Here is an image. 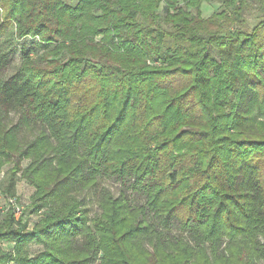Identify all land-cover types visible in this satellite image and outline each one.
<instances>
[{"label": "trees", "instance_id": "obj_1", "mask_svg": "<svg viewBox=\"0 0 264 264\" xmlns=\"http://www.w3.org/2000/svg\"><path fill=\"white\" fill-rule=\"evenodd\" d=\"M0 14L2 201L17 176L33 188L18 220L0 212V264H264V0ZM9 30L38 41L4 78Z\"/></svg>", "mask_w": 264, "mask_h": 264}, {"label": "rangeland", "instance_id": "obj_2", "mask_svg": "<svg viewBox=\"0 0 264 264\" xmlns=\"http://www.w3.org/2000/svg\"><path fill=\"white\" fill-rule=\"evenodd\" d=\"M219 5L217 3H211V4H203L202 6V17L207 18L209 17L213 12L217 10ZM249 20V25L253 26L256 24L257 20L253 18L252 16H248ZM0 22H1V14H0ZM37 39H31V38H25L22 40H15L14 39V32L12 30H9L2 38L1 44L4 52L8 55V65L7 68L3 72V77L8 78L12 76L21 61V56L22 53L26 50H30L32 48H35V44L37 43ZM26 165V162H23V166ZM8 166L5 167L0 174V183L2 182L3 178V173L7 170ZM18 181L16 183V193L14 198H7V201L9 203V200H14L17 198V206L20 209V214L19 215H14L15 220H18L21 217L22 210H26L27 205L29 204L30 198L33 194V188L29 186L24 180L20 178V176H17ZM103 187L109 189L110 191L116 193L117 192V186L111 184L110 182H104L102 184ZM0 212L4 213L7 209V204L2 201V198H4L1 195L0 191ZM90 210L91 213L95 211L96 205H95V199L93 197L90 198ZM9 206V205H8ZM37 217L36 216H31V217H24L23 221L27 222V229L31 231L33 229V225L36 222ZM4 249L11 248V245H3L2 246ZM28 250L30 254H35L39 250V247L34 245V244H29Z\"/></svg>", "mask_w": 264, "mask_h": 264}, {"label": "built area", "instance_id": "obj_3", "mask_svg": "<svg viewBox=\"0 0 264 264\" xmlns=\"http://www.w3.org/2000/svg\"><path fill=\"white\" fill-rule=\"evenodd\" d=\"M9 205H11L14 208V215H19L20 214V209L17 206V203L15 202V199L9 200Z\"/></svg>", "mask_w": 264, "mask_h": 264}]
</instances>
